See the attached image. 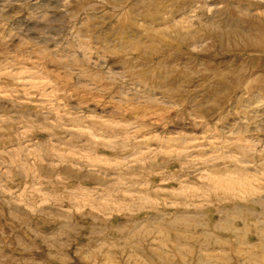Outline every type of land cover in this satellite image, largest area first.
Instances as JSON below:
<instances>
[{
  "label": "rangeland",
  "instance_id": "rangeland-1",
  "mask_svg": "<svg viewBox=\"0 0 264 264\" xmlns=\"http://www.w3.org/2000/svg\"><path fill=\"white\" fill-rule=\"evenodd\" d=\"M258 18L0 0V264H264Z\"/></svg>",
  "mask_w": 264,
  "mask_h": 264
},
{
  "label": "bare ground",
  "instance_id": "bare-ground-1",
  "mask_svg": "<svg viewBox=\"0 0 264 264\" xmlns=\"http://www.w3.org/2000/svg\"><path fill=\"white\" fill-rule=\"evenodd\" d=\"M251 28L253 30L252 32H254L255 34H257V36H260L261 35V37H260L261 40H259V44H256L255 43L256 45L251 44V43H250V45L246 44L247 47L245 46L246 48H244V49H245V51H256V52L259 51L260 53H262L264 55V18L263 19H259L258 18L256 20H254L252 22ZM236 55H239V54H236ZM172 58H174V57H166V58L165 57L164 58H161L160 57V58H158L156 60V62L160 64V63H162L164 61L165 62L166 61H171ZM127 60L128 61H135V62L137 61V62H140V61L143 60V58L141 56H132V57H129V59H127Z\"/></svg>",
  "mask_w": 264,
  "mask_h": 264
}]
</instances>
